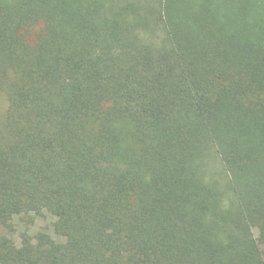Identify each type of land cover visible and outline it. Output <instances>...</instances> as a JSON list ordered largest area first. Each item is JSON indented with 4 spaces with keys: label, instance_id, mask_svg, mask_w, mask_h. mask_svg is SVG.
Returning <instances> with one entry per match:
<instances>
[{
    "label": "trees",
    "instance_id": "16d2710c",
    "mask_svg": "<svg viewBox=\"0 0 264 264\" xmlns=\"http://www.w3.org/2000/svg\"><path fill=\"white\" fill-rule=\"evenodd\" d=\"M0 96V264H264V0H0Z\"/></svg>",
    "mask_w": 264,
    "mask_h": 264
},
{
    "label": "rangeland",
    "instance_id": "374dc122",
    "mask_svg": "<svg viewBox=\"0 0 264 264\" xmlns=\"http://www.w3.org/2000/svg\"><path fill=\"white\" fill-rule=\"evenodd\" d=\"M5 100H4V97H1L0 96V110L4 109L5 107ZM51 223V219H49L47 216H45L44 218H40V219H37L35 221V224L33 227H31L30 229H28V231L33 234L39 230H42L44 229L45 226H48L49 224ZM25 227H22V226H17L15 229V233H12L11 236L12 238L16 239L18 234L21 233L22 231H24ZM4 233V230L2 228H0V234ZM6 233V232H5Z\"/></svg>",
    "mask_w": 264,
    "mask_h": 264
}]
</instances>
